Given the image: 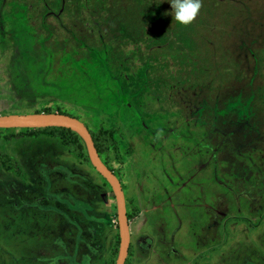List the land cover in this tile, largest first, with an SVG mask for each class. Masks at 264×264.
<instances>
[{
  "label": "rangeland",
  "instance_id": "obj_1",
  "mask_svg": "<svg viewBox=\"0 0 264 264\" xmlns=\"http://www.w3.org/2000/svg\"><path fill=\"white\" fill-rule=\"evenodd\" d=\"M201 4L0 0V115L105 129L125 264H264V0ZM62 132L0 128V264L116 259L111 187Z\"/></svg>",
  "mask_w": 264,
  "mask_h": 264
},
{
  "label": "water",
  "instance_id": "obj_2",
  "mask_svg": "<svg viewBox=\"0 0 264 264\" xmlns=\"http://www.w3.org/2000/svg\"><path fill=\"white\" fill-rule=\"evenodd\" d=\"M36 129L63 127L76 132L84 142L88 159L100 175L109 183L116 201L117 225L119 234L118 252L115 264H124L130 244V230L126 210L124 190L117 175L99 156L92 134L78 118L58 112H34L27 114L0 115V128Z\"/></svg>",
  "mask_w": 264,
  "mask_h": 264
},
{
  "label": "trees",
  "instance_id": "obj_3",
  "mask_svg": "<svg viewBox=\"0 0 264 264\" xmlns=\"http://www.w3.org/2000/svg\"><path fill=\"white\" fill-rule=\"evenodd\" d=\"M50 112V111H48ZM62 113V112H61ZM65 114H68V113H65ZM70 115V114H69ZM73 116V115H71ZM47 129H58L60 130L62 133L66 132L69 134L70 138H71V142L72 144L75 145V147L78 149V151L80 152L81 155L85 156L86 158H88V155H87V152H86V149H85V145H84V142L83 140L81 139V137L74 131L68 129V128H63V127H45V128H36V129H26V131L28 132H36V131H44V130H47ZM105 129H99L97 130L96 132H91L92 134V137H93V140H94V144H95V147L97 149V152L99 154V156L101 157V150H100V145H101V141H103L104 139V136L103 134H105ZM98 139V140H97ZM105 142V141H104ZM69 148L73 151H77L74 147H72V145L69 144ZM0 159H3V160H7L6 156L3 155V154H0ZM102 159V157H101ZM103 160V159H102ZM103 162L108 166V164L103 160ZM9 164H12L11 161L9 160ZM109 167V166H108ZM110 168V167H109ZM111 169V168H110ZM128 216V215H127ZM118 243H119V240L116 241V244H115V250H114V258L117 256V252H118ZM115 263V259L113 260V263Z\"/></svg>",
  "mask_w": 264,
  "mask_h": 264
},
{
  "label": "clouds",
  "instance_id": "obj_4",
  "mask_svg": "<svg viewBox=\"0 0 264 264\" xmlns=\"http://www.w3.org/2000/svg\"><path fill=\"white\" fill-rule=\"evenodd\" d=\"M171 15L179 24H190L201 9V0H169Z\"/></svg>",
  "mask_w": 264,
  "mask_h": 264
},
{
  "label": "flooded vegetation",
  "instance_id": "obj_5",
  "mask_svg": "<svg viewBox=\"0 0 264 264\" xmlns=\"http://www.w3.org/2000/svg\"><path fill=\"white\" fill-rule=\"evenodd\" d=\"M124 103L125 104H127L129 107L131 106L130 104H129V102L128 101H124ZM133 110L134 111H136L134 114L135 115H137L136 117H138V118H140V120L141 121H143L142 120V117H141V115H140V113L133 107ZM132 111V110H131ZM114 172V171H113ZM115 173V172H114ZM116 174V173H115ZM117 175V174H116ZM118 177V176H117ZM120 180V179H119ZM120 182H121V180H120ZM121 185H122V189H123V184H122V182H121ZM124 190V189H123ZM124 195H125V193H124ZM125 201H126V199H125ZM130 230V229H129ZM131 240H133V239H131V237H130V244H129V248H128V253L130 252V248H131V245H132V241ZM134 241V240H133ZM139 246H140V243H138V245H137V249L139 248ZM141 248V247H140ZM128 255V254H127ZM127 258V257H126ZM125 263H126V259H125ZM124 263V264H125ZM115 264V263H114Z\"/></svg>",
  "mask_w": 264,
  "mask_h": 264
},
{
  "label": "crops",
  "instance_id": "obj_6",
  "mask_svg": "<svg viewBox=\"0 0 264 264\" xmlns=\"http://www.w3.org/2000/svg\"><path fill=\"white\" fill-rule=\"evenodd\" d=\"M105 264H109V262H105Z\"/></svg>",
  "mask_w": 264,
  "mask_h": 264
}]
</instances>
